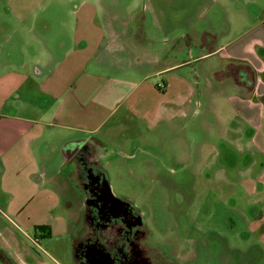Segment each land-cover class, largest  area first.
Returning <instances> with one entry per match:
<instances>
[{
	"label": "rangeland",
	"instance_id": "obj_1",
	"mask_svg": "<svg viewBox=\"0 0 264 264\" xmlns=\"http://www.w3.org/2000/svg\"><path fill=\"white\" fill-rule=\"evenodd\" d=\"M227 3L0 0V119L36 118L47 102H53L48 89L67 90V109L82 122L76 123L82 127L80 135L92 138L96 148L91 160L106 174L112 193L142 213L150 247L160 248L173 264H264V224L256 227L264 202L257 203L244 186L250 164L255 159L264 162V157L246 148L247 142L221 138L220 119L230 121V111L218 115L214 108L226 107L235 90H227L218 101L211 93L221 82L231 83L237 65L219 56L200 58L207 50L196 44L210 18L205 7L213 8L210 23L225 33L221 21H228L223 15ZM229 7L252 12V18L262 11L260 4ZM175 65L166 75H154L155 70ZM37 69L41 76L34 75ZM56 70L58 76L49 79ZM79 72L94 81L91 105L69 104L73 97L68 93ZM218 73L224 75L222 81ZM167 76L174 78L173 91L181 87L179 77L187 78L195 95L188 110L165 111L157 120V105L166 101L157 91L165 89L157 85H165ZM90 112L99 113L92 122L86 117ZM53 118L49 122L57 121ZM94 128L97 131L90 134ZM8 136V131H0V157L5 155L0 173L8 169L3 184L7 191L14 188L17 197L0 202L5 213H0V241L5 227L13 228L16 222L21 232L14 236L27 258L74 264V239L83 224L79 174L73 177L67 165L61 181L46 186L40 176L36 185L22 183L26 170L11 158L15 149ZM33 192V199H23ZM11 252L15 254L16 247Z\"/></svg>",
	"mask_w": 264,
	"mask_h": 264
},
{
	"label": "crops",
	"instance_id": "obj_2",
	"mask_svg": "<svg viewBox=\"0 0 264 264\" xmlns=\"http://www.w3.org/2000/svg\"><path fill=\"white\" fill-rule=\"evenodd\" d=\"M219 1L221 2L222 0ZM224 1L229 2L226 4L227 6L223 7V15L227 16L226 19L228 21L226 22L225 19L221 21L225 26V33H218V24L210 23L213 8L205 7L204 13L210 15V18L208 19V24L204 26L203 30L206 31L203 33L204 36L202 35L201 38L199 36L196 37V44L200 46L203 44L202 46L207 50V52H200V58L219 56L223 60L232 61L239 65L232 72L233 80L229 83L233 89L226 85V82H221L218 91H211L213 101H218L227 95V90H235L226 99L228 102L226 107L217 105L214 108L215 111L219 112L218 115L224 112L225 116L230 111V121H226L224 118H222V121L220 119L221 125L224 127L221 138L227 140V142L230 140L237 142L240 145L247 142L246 148H254L264 157V3L261 4L259 0ZM214 3H217V0H214ZM242 3L251 4L254 7H258L260 4L262 11L257 16H255L256 12H254V18H252L249 15L252 12L243 11L239 7H229V5L233 6L234 4H239L241 7ZM84 43L87 45V40ZM60 63L61 60H58L57 67L61 66ZM176 66L155 70L154 75L156 77L166 75L170 70L173 71ZM57 73V70L51 72L48 78L57 77ZM34 75L41 76L42 72L37 69L34 71ZM223 77L224 75L218 73V81H222ZM166 79L168 81L164 83L165 91L161 93V91L157 90L159 95L163 94L162 96L166 99L164 102L161 100L157 105L160 111L157 120H162V113L165 111L188 110L195 95V90L191 83L189 84L187 78L179 77L177 79L181 84L178 91L172 90L174 78L167 76ZM93 83L92 77L85 72L76 73L75 84L70 87L72 92L69 91L68 93L73 97L69 98V104L71 102L74 104L75 102L86 101L91 105L95 99L94 91L92 92ZM57 87L59 86H53L52 89L47 90L48 95L52 94V103H54L56 98H60L57 99L56 108L52 103L47 102L49 105L43 107L42 111L35 115L36 118L15 116L14 119H0V131L9 132L8 138L12 144L11 147L15 149L14 157L11 158H14L15 163L21 164L20 168L22 167L26 170L25 179H21L22 183L27 180L30 184L35 183L36 185V181H40V176H42V180L45 179V185H51V183L58 182V180L61 181L63 169L67 165L71 168L70 174L76 177L79 168L74 157L78 151L89 148V153L92 155L96 153V148L91 144L92 138L80 135L83 130L76 123L82 122L73 119L71 111L67 109V99L65 98L67 90L64 91L63 87ZM101 89L103 90L104 86ZM101 89L100 93L102 92ZM150 90L155 92L152 87ZM168 96L172 97L169 99ZM105 101H107L106 98L101 100L102 103ZM51 110H53V113ZM231 113L233 114V119ZM90 114L92 112L89 113V116L87 114L86 117L92 122V119L99 113L93 116ZM171 115L169 114L168 116ZM184 115L186 114L184 113ZM50 116L54 117L53 119H57V121L49 122L51 121ZM71 122L74 124H71ZM97 129L89 130L90 134L95 133ZM246 129L250 130V134H252L249 138L245 135ZM84 131L87 133L88 129ZM4 156L0 157L1 160L5 158ZM205 163H208V159L205 160ZM2 170L0 173V202L6 203L5 201L7 200L15 199L17 194L14 192V188L9 190L10 192L6 190L3 182L8 169L4 168ZM248 171L250 176L245 180L244 186L249 191V195L256 198L255 201L257 203H262L264 202V162L255 159L250 164ZM4 196L9 197L6 198ZM24 196V200L33 199L35 193ZM0 213L5 214L1 209ZM13 224V228L7 225L3 230L4 237L0 244L7 249L16 247L15 254L18 262L26 264V252L18 244L14 236L15 231L21 232V228L16 222H13ZM263 224L264 210L262 218L256 224V227L262 229Z\"/></svg>",
	"mask_w": 264,
	"mask_h": 264
},
{
	"label": "flooded vegetation",
	"instance_id": "obj_3",
	"mask_svg": "<svg viewBox=\"0 0 264 264\" xmlns=\"http://www.w3.org/2000/svg\"><path fill=\"white\" fill-rule=\"evenodd\" d=\"M91 157L86 148L74 157L83 191V224L74 239V264H173L160 248L150 247L142 213L134 203L112 193L106 174ZM8 250L0 244V264H20ZM25 260L26 264H43L35 258Z\"/></svg>",
	"mask_w": 264,
	"mask_h": 264
},
{
	"label": "built area",
	"instance_id": "obj_4",
	"mask_svg": "<svg viewBox=\"0 0 264 264\" xmlns=\"http://www.w3.org/2000/svg\"><path fill=\"white\" fill-rule=\"evenodd\" d=\"M159 89L165 88V85L159 84L157 85Z\"/></svg>",
	"mask_w": 264,
	"mask_h": 264
},
{
	"label": "clouds",
	"instance_id": "obj_5",
	"mask_svg": "<svg viewBox=\"0 0 264 264\" xmlns=\"http://www.w3.org/2000/svg\"><path fill=\"white\" fill-rule=\"evenodd\" d=\"M102 243H104L105 245H108V241L107 240H102Z\"/></svg>",
	"mask_w": 264,
	"mask_h": 264
},
{
	"label": "trees",
	"instance_id": "obj_6",
	"mask_svg": "<svg viewBox=\"0 0 264 264\" xmlns=\"http://www.w3.org/2000/svg\"><path fill=\"white\" fill-rule=\"evenodd\" d=\"M239 67V65L236 66V68Z\"/></svg>",
	"mask_w": 264,
	"mask_h": 264
}]
</instances>
